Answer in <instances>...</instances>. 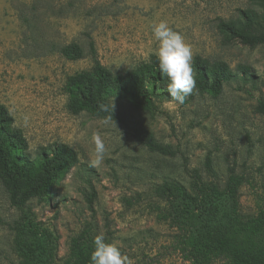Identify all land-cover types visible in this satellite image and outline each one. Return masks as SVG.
<instances>
[{
    "label": "rangeland",
    "instance_id": "1",
    "mask_svg": "<svg viewBox=\"0 0 264 264\" xmlns=\"http://www.w3.org/2000/svg\"><path fill=\"white\" fill-rule=\"evenodd\" d=\"M251 5V0H0V103L23 131L32 155L54 142L71 145L79 155L52 193L31 200L24 211L11 205L0 182V264H26L16 242L25 212L34 221L37 240L52 238L51 257L49 250L37 248L51 264H65L72 238L83 230L94 237L103 233L129 264H194L177 248L178 228L163 219L158 205H167L154 194L164 180L179 181L196 193L194 170L202 182L215 181L222 189L234 167L245 178L240 211L264 214V116L256 111L264 98V45L225 44L218 29L220 19ZM161 20L184 36L193 59L224 60L232 69L249 65L255 83L231 81L219 97L195 93L185 104L168 99L153 114L113 100L119 120L71 113L66 80L92 67L91 43L102 64L123 71L155 54L151 26ZM71 42L82 46L83 58L67 60L52 48ZM139 126L171 145L176 155L141 145L134 137ZM94 135L107 148L97 167L89 166ZM207 156L213 175L205 167ZM87 179L97 193L92 207ZM214 264L229 263L218 259Z\"/></svg>",
    "mask_w": 264,
    "mask_h": 264
},
{
    "label": "trees",
    "instance_id": "2",
    "mask_svg": "<svg viewBox=\"0 0 264 264\" xmlns=\"http://www.w3.org/2000/svg\"><path fill=\"white\" fill-rule=\"evenodd\" d=\"M251 1V7L238 9L236 16L220 19L218 29L225 44L238 43L250 48L264 45V0ZM52 48L71 61L85 55L77 42ZM91 51L92 67L66 80L67 107L71 113L119 120L116 106L114 111L105 112L101 105L113 100L125 101L135 109L153 114L159 109L158 103L172 99L167 87L169 81L160 72L155 54L135 67L115 72L97 58L92 43ZM192 66L196 85L185 103L195 93L219 97L231 81L254 82L252 67L246 64L232 69L224 60L212 61L197 55ZM256 111L264 116V98L259 99ZM134 137L152 152L176 155L171 145L158 141L144 126L134 129ZM78 163L77 150L67 143L41 146L34 155L28 152L23 131L15 125L9 109L0 103V182L12 206L24 211L31 200L46 199ZM205 167L214 174L210 156ZM192 178L198 187L194 194L175 180H164L154 187L155 196L167 205L166 208L158 205L161 216L178 228L177 248L194 264H214L218 259L229 264H264V214L248 216L239 209L238 193L244 176L230 166L222 189L215 181L202 182L197 170ZM90 181L87 179L92 188L87 197L92 207L97 193ZM34 227L32 217L23 213V222L16 227L18 247L26 257V264H51L41 256L44 254H38L37 248L50 251L53 240L50 237L47 241L37 240ZM93 240L94 236L87 230L74 236L65 264H91ZM48 254L52 256L51 251Z\"/></svg>",
    "mask_w": 264,
    "mask_h": 264
},
{
    "label": "clouds",
    "instance_id": "3",
    "mask_svg": "<svg viewBox=\"0 0 264 264\" xmlns=\"http://www.w3.org/2000/svg\"><path fill=\"white\" fill-rule=\"evenodd\" d=\"M151 30L158 43L155 55L158 59L159 70L169 81L167 87L172 100L178 104H184L196 85L191 45L180 32L174 30L165 20L153 23ZM101 108L105 112L114 111V101L102 104ZM24 122L27 125V117L24 118ZM109 123V120L104 121L106 125ZM92 143L94 152L90 156L89 166L97 167L103 161L107 148L99 135L92 137ZM93 244L94 250L90 256L91 264H129L128 257L122 254L114 242L107 241L103 233L95 235Z\"/></svg>",
    "mask_w": 264,
    "mask_h": 264
}]
</instances>
